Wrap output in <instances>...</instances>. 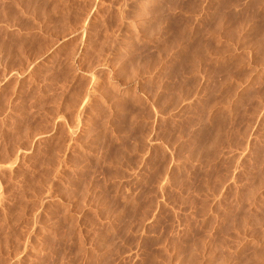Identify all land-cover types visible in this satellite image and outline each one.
I'll use <instances>...</instances> for the list:
<instances>
[{
  "label": "rangeland",
  "instance_id": "obj_1",
  "mask_svg": "<svg viewBox=\"0 0 264 264\" xmlns=\"http://www.w3.org/2000/svg\"><path fill=\"white\" fill-rule=\"evenodd\" d=\"M1 3L0 264H264V0Z\"/></svg>",
  "mask_w": 264,
  "mask_h": 264
},
{
  "label": "bare ground",
  "instance_id": "obj_2",
  "mask_svg": "<svg viewBox=\"0 0 264 264\" xmlns=\"http://www.w3.org/2000/svg\"><path fill=\"white\" fill-rule=\"evenodd\" d=\"M5 2H6V1H5ZM4 6H5V5H4ZM2 7H3V3H1V0H0V8H2ZM2 10L4 11V9H2ZM0 12H2V11L0 10ZM4 12H5V11H4ZM2 16H3V15L0 14V18H1ZM5 16H6V15H5ZM141 16H142V15H141ZM3 17H4V16H3ZM3 17H2V19H1V22H2V20L4 19ZM90 18H91V17H90ZM5 20H6V19H5ZM3 22H4V21H3ZM0 26H1V24H0ZM81 26H82V25H80V27H81ZM82 27H83V26H82ZM0 28H1V27H0ZM80 35H81V34H80ZM67 36H68V35H67ZM63 38H64V37H63ZM181 48H184V49H185V46H184V47H181ZM181 48H180V49H181ZM46 51H47V50H46ZM37 58H38V57H37ZM261 219H262V218H261ZM263 226H264V223H263ZM263 230H264V229H263ZM263 230H262V231H263ZM261 234H262V233H261ZM208 247H209V246H208ZM256 251H257V250H256ZM202 253H203V252H202ZM243 255H244V254H243ZM257 256L260 257L261 255H259V253L256 252V253H255V257L257 258ZM258 259H260V258H258ZM220 260H221V259H220ZM197 261H198V260H197ZM181 262H182V261H181ZM198 262H199V261H198ZM220 262H221V261H220ZM185 263H186V262H185ZM180 264H181V263H180Z\"/></svg>",
  "mask_w": 264,
  "mask_h": 264
}]
</instances>
